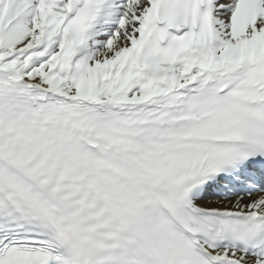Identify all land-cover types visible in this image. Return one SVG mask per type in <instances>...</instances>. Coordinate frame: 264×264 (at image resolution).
Wrapping results in <instances>:
<instances>
[{
    "label": "snow or ice",
    "instance_id": "obj_1",
    "mask_svg": "<svg viewBox=\"0 0 264 264\" xmlns=\"http://www.w3.org/2000/svg\"><path fill=\"white\" fill-rule=\"evenodd\" d=\"M0 264H264V0H0Z\"/></svg>",
    "mask_w": 264,
    "mask_h": 264
}]
</instances>
